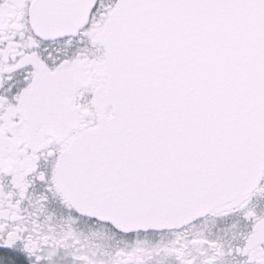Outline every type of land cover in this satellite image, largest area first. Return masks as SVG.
I'll use <instances>...</instances> for the list:
<instances>
[{
  "label": "snow or ice",
  "instance_id": "1",
  "mask_svg": "<svg viewBox=\"0 0 264 264\" xmlns=\"http://www.w3.org/2000/svg\"><path fill=\"white\" fill-rule=\"evenodd\" d=\"M0 264H264V0H0Z\"/></svg>",
  "mask_w": 264,
  "mask_h": 264
}]
</instances>
